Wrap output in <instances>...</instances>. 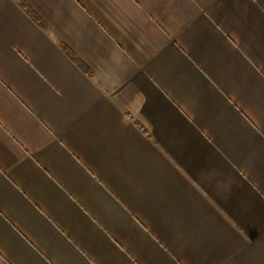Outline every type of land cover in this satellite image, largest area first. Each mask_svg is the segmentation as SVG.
<instances>
[{"label":"crops","instance_id":"crops-1","mask_svg":"<svg viewBox=\"0 0 264 264\" xmlns=\"http://www.w3.org/2000/svg\"><path fill=\"white\" fill-rule=\"evenodd\" d=\"M0 264H264V0H0Z\"/></svg>","mask_w":264,"mask_h":264},{"label":"trees","instance_id":"trees-1","mask_svg":"<svg viewBox=\"0 0 264 264\" xmlns=\"http://www.w3.org/2000/svg\"><path fill=\"white\" fill-rule=\"evenodd\" d=\"M62 47V49H64V47L63 46H61ZM69 56H71V55H69ZM74 59V58H73ZM90 76V75H89Z\"/></svg>","mask_w":264,"mask_h":264}]
</instances>
